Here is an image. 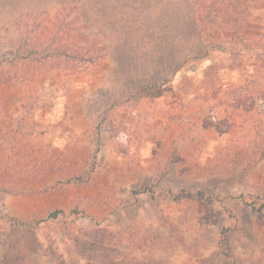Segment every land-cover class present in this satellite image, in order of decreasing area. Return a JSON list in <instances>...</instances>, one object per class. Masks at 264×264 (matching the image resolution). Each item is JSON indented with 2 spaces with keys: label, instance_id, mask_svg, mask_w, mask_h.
<instances>
[{
  "label": "rangeland",
  "instance_id": "374dc122",
  "mask_svg": "<svg viewBox=\"0 0 264 264\" xmlns=\"http://www.w3.org/2000/svg\"><path fill=\"white\" fill-rule=\"evenodd\" d=\"M190 1L0 0V56L25 14L104 48L81 70L0 57V256L28 240L13 219L37 264H264V3L197 45Z\"/></svg>",
  "mask_w": 264,
  "mask_h": 264
},
{
  "label": "trees",
  "instance_id": "16d2710c",
  "mask_svg": "<svg viewBox=\"0 0 264 264\" xmlns=\"http://www.w3.org/2000/svg\"><path fill=\"white\" fill-rule=\"evenodd\" d=\"M252 2L264 3V0H210L209 2L191 0L188 3L189 18L187 23L190 24V28L196 34L195 41L197 45L202 39V31L228 29L227 25L219 24L216 21L214 14H222L230 22H235L241 16L243 7ZM25 15L27 16L26 19L22 18L15 21L14 31L17 33L10 37L9 50L0 56L8 58L11 63L19 62L20 67L24 69L41 66L49 69L58 67L66 70H81L88 65H95L104 56L102 46L83 42L79 36H76L70 42L62 41L61 36L68 29V23L64 21V18H57L53 25L51 24L48 29H45L42 23L35 22L31 14ZM85 29L83 28V30ZM191 60H202V50L197 46L194 48L193 56H188L181 61L172 60L166 64L162 63L161 67H155L151 73L145 72L144 78H130L129 82H126V87L133 92H138L143 89L163 86L171 81L186 62ZM160 68L170 72L171 76L161 79L162 77L157 72ZM7 82L8 80L0 79L2 84ZM60 213V211H54L49 217L56 219ZM10 226L12 230L26 232L28 240L27 242L7 243L5 251L0 256V264H37L31 257L32 254L37 255L36 251H38L30 248L33 244L38 245L32 228L25 225L22 227L13 219H10ZM87 243L89 242H85L86 245ZM220 245V248H225V238L221 240ZM95 251L97 252L98 248ZM224 256L227 257L228 255L224 254ZM87 257L94 258L99 264H120L115 262L113 258H106L98 253H94L92 256H83L86 264H89L90 261Z\"/></svg>",
  "mask_w": 264,
  "mask_h": 264
}]
</instances>
